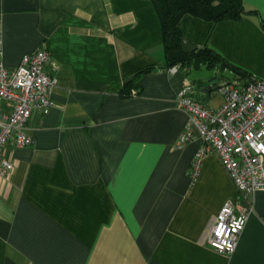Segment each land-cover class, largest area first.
<instances>
[{"label": "crops", "instance_id": "obj_1", "mask_svg": "<svg viewBox=\"0 0 264 264\" xmlns=\"http://www.w3.org/2000/svg\"><path fill=\"white\" fill-rule=\"evenodd\" d=\"M241 2L256 15H184L178 28L263 77L264 0ZM0 22L5 68L44 48L56 79L48 113L27 121L32 144L3 154L13 171L0 178V264H264V190L240 197L212 154L193 172L199 139L176 147L187 122L177 93L191 84L217 109L215 86L237 77L229 68H214L217 78L193 75L205 65L171 73L152 0H0ZM228 199L251 211L226 256L206 238Z\"/></svg>", "mask_w": 264, "mask_h": 264}, {"label": "built area", "instance_id": "obj_2", "mask_svg": "<svg viewBox=\"0 0 264 264\" xmlns=\"http://www.w3.org/2000/svg\"><path fill=\"white\" fill-rule=\"evenodd\" d=\"M50 62L44 48L24 56L13 70L0 61V178H8L13 171V164L4 158L5 148L30 146L32 139L26 133L29 117L32 112L47 114L50 109V93L56 86V79L46 69ZM177 69L172 67L170 72ZM214 89L222 98L217 109L197 102L191 84H185L177 93L176 107L187 115V122L176 147L199 139L201 146L191 170L197 172L204 157L212 154L240 197H250L264 190V76L223 78ZM4 104L8 112L2 110ZM237 201L228 199L223 204L207 234V246L218 254H233L249 218L251 209L241 208Z\"/></svg>", "mask_w": 264, "mask_h": 264}, {"label": "trees", "instance_id": "obj_3", "mask_svg": "<svg viewBox=\"0 0 264 264\" xmlns=\"http://www.w3.org/2000/svg\"><path fill=\"white\" fill-rule=\"evenodd\" d=\"M158 13L162 28L165 51V67H192L205 65L208 68H229L237 77L249 79L250 76L231 65L226 64L215 52L208 47L200 48L196 52L186 53L182 47L183 38L178 23L184 15H189L207 22L240 21L243 17L256 15L248 10L241 0H152ZM260 26L264 30V21L259 18ZM149 69H143L137 74H143ZM125 92L124 97L131 96Z\"/></svg>", "mask_w": 264, "mask_h": 264}, {"label": "water", "instance_id": "obj_4", "mask_svg": "<svg viewBox=\"0 0 264 264\" xmlns=\"http://www.w3.org/2000/svg\"><path fill=\"white\" fill-rule=\"evenodd\" d=\"M181 44H182V47L186 53H192V52H196L199 50V48L197 46L191 44L190 42H188L184 38L181 39ZM128 81H130V79L126 80V82H128Z\"/></svg>", "mask_w": 264, "mask_h": 264}, {"label": "rangeland", "instance_id": "obj_5", "mask_svg": "<svg viewBox=\"0 0 264 264\" xmlns=\"http://www.w3.org/2000/svg\"><path fill=\"white\" fill-rule=\"evenodd\" d=\"M201 72H203V74L207 77V76H211V77H219L217 74H216V70L214 68L212 69H209V70H205L204 68H200V69H195L192 73L194 76H196L197 74L199 75ZM218 80V79H217ZM197 86V85H196ZM218 101V98L215 99V102Z\"/></svg>", "mask_w": 264, "mask_h": 264}]
</instances>
